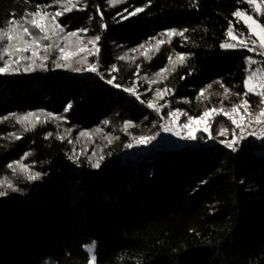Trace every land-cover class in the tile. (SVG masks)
I'll list each match as a JSON object with an SVG mask.
<instances>
[{"label": "trees", "instance_id": "16d2710c", "mask_svg": "<svg viewBox=\"0 0 264 264\" xmlns=\"http://www.w3.org/2000/svg\"><path fill=\"white\" fill-rule=\"evenodd\" d=\"M64 1L0 0V30L33 7ZM78 5L82 10L60 23L69 31L89 27L99 37L96 56L65 67L49 63L0 74V176L22 160L40 176L23 178L0 196V264H88L86 247L92 242L95 264H264V147L245 140L233 151L210 143L222 139L221 128L228 137L240 130L221 113L209 134H195L199 147L165 152L158 143L159 117L145 105L148 97L141 103L124 91L140 67L156 73L175 53L184 62L175 63L160 86L169 91L160 102L165 118L170 111L179 113L180 124L199 118L225 89L233 99L230 106L223 103L226 113L247 101L248 112L240 107L241 114H256L263 97L244 84L249 58L264 69V55L256 48L221 45L230 29L251 41L236 11L262 25L264 16L252 13L246 0H79ZM137 8L143 11L122 19ZM166 31L183 35L155 55H125ZM95 64L97 72H86ZM206 89V101L196 97ZM105 121L112 143L103 149L99 167L73 157L68 141L57 136L61 128L92 132ZM141 137L155 139L124 161L128 145Z\"/></svg>", "mask_w": 264, "mask_h": 264}, {"label": "rangeland", "instance_id": "374dc122", "mask_svg": "<svg viewBox=\"0 0 264 264\" xmlns=\"http://www.w3.org/2000/svg\"><path fill=\"white\" fill-rule=\"evenodd\" d=\"M124 1V0H121ZM74 3H76V7H74L71 11H64L63 5L66 3V1L62 3H58V5H55L54 7H45V8H39V7H33L31 8V11L26 12L22 15L16 16V21H19L20 24L23 25V27H27L29 29V32L31 33V36L25 35L22 31V28H20L19 31L15 30L12 34L14 36V39L12 41V45H20L23 47V43L20 39H16L15 37L19 34L23 36V40L27 41L29 51L27 52H12V55H6L4 53V48L8 47V41L7 39L0 40V60L3 61V64L5 65L6 62H8L10 59L13 61L11 64V67L9 70H18V68H24L28 69L27 71L33 70L36 66H43L53 64L54 67L60 66H68L74 61L86 59L89 60L97 55V40L95 41V44H89L88 41L95 40L96 37H93L90 35V29L89 27H82L77 30H68L67 29V23L64 24L60 23V20L66 15L71 14L72 12H78L82 10V7L78 5L79 0H73ZM246 3L249 5L252 13H255V15L258 17L264 16V0H246ZM257 7H259V11H257ZM37 11H40L41 14L44 16V19L41 20L39 17H37V21L40 23H43L46 25L48 29V35L51 37L48 40L40 39L44 35V33L40 32L39 29L33 27L31 23H28L27 21H31L33 17L31 15H28L30 13H35ZM56 12H63L62 15L55 17L53 19V15ZM139 13V12H138ZM244 13V12H243ZM46 14V15H45ZM137 14V13H136ZM135 14V15H136ZM134 15L128 14L122 17V19L130 18ZM248 16V15H247ZM127 17V18H125ZM252 20L256 21V24L262 25L258 20H256L253 16H250ZM247 28L251 41L247 42V47H241L240 41H245L242 38L237 37L234 32L232 31V36L229 35L228 32V40L224 42L223 44H233L236 45L235 47H227L223 48L226 50L234 49V48H245V49H258V53L260 54L262 51H264V45L260 44V37L264 36V33L260 32L259 28H257L255 25L252 26L251 29L247 26L251 21H246L244 16L237 17ZM55 25H59L60 28L53 33L52 29ZM18 27V26H17ZM6 30V29H5ZM77 33L78 35L76 37H70L69 39H66V37H69L70 33ZM169 32L173 31H166L159 33L154 38H151L150 40L144 41L140 45L127 49L125 52V55L131 59H136L137 57H147L149 55H155L158 50H164L167 49V42L173 38V36L166 35ZM175 32V31H174ZM36 38L39 41L40 47L35 48V45L31 44L32 38ZM235 37V38H233ZM255 42V43H253ZM143 46V47H141ZM35 48V50L38 53V56L41 57L40 59H37L36 57L32 56V49ZM64 49V54L66 56V59H61V53L60 49ZM47 49V50H45ZM10 51H12L10 49ZM23 56L25 59H20V57ZM47 57V59H42L43 57ZM178 55L175 53H170L168 57V66L164 69L159 70L156 73L151 72H145L142 73V69H138L137 74H135L134 79L131 83V85L128 88H133V90L136 92V94L139 96V100L143 101V96H147V101L145 102V105L148 107V101H152L154 103V106L156 108H159L160 115L156 114L153 110V108H149L152 110L158 117H159V123L160 121H164L165 123L171 125L174 127V131L182 136L187 135L190 131L194 132L195 134L198 132H203L206 134H209L210 127L208 131L200 130L204 127V122H193L189 128H182L181 126L183 124L179 123L180 115L176 111H170L169 113L176 112V117H170L168 114V117L165 118L162 114L164 105H160V102L164 101L168 95L169 91L167 92H161V95L163 96V99L156 97V91L164 90L160 86L162 85L163 81H165L169 74L171 73V67L175 65V63H179L177 60ZM171 58V62L169 60ZM19 59V63H16L15 61ZM252 60V59H251ZM255 61V60H252ZM3 65V66H4ZM96 71H88V68L86 69V72L94 73L98 71V67L95 64ZM262 69L261 66L255 61V63H249L248 61V76L250 71H256ZM115 69H112L109 71L108 74L111 76V80H115ZM159 74V75H158ZM247 76V79H248ZM264 77V72H261L259 76H256L253 80L249 81V83L252 85V87L255 89L256 92H264V89H261L259 87L261 78ZM155 81V83H153ZM248 91V90H247ZM203 92V95L201 93ZM254 94L253 92H250ZM137 95H133L137 98ZM197 98H199L202 101H206L209 97L208 90H203L197 93ZM264 99V96H262ZM223 103H228L229 106L233 103V99L228 97L226 92H223L222 94L218 95L217 97H214L210 104L212 105V109H217V112L212 113L211 117L208 118V123L210 124L211 121L214 119L213 117L217 114L226 113L225 109L222 107ZM264 107V104H263ZM262 107V108H263ZM260 109V111L262 110ZM232 109V108H230ZM223 110V111H220ZM246 115L241 114V112L238 109L237 113H232L231 111L228 112V114L232 115L233 118L237 119L238 121L241 120V118L244 119L245 122V128L246 130L249 126V119H254L255 116H257L259 113ZM23 123L28 122L27 119H21ZM188 121V120H187ZM187 123V122H186ZM185 124V123H184ZM108 124L104 123L100 126L99 129L92 131V132H81L75 134L74 132L70 131H64L62 128L61 130L57 131V136L62 140H67L68 144L71 146V152L73 157L78 156H84L87 159H89L93 164H99V161L102 157V151L103 149L112 143L110 141V138L113 135V132L111 129L108 128ZM222 129V128H221ZM221 129L219 131V136H222V139H213L215 141H221V142H227L232 141L234 139L233 137H228L226 131L223 135H221ZM241 130H239L238 133H240ZM237 133V134H238ZM237 134L235 137H237ZM36 175V172L32 169L31 165L27 162H24L23 160L19 163L13 164L11 167H9L4 175L0 176V192H4L7 189L13 188L14 185L21 179L26 178L30 179V176ZM40 176H38L39 178ZM11 185V187H9ZM95 245L94 249L92 251H89V247L91 245ZM95 249H96V243L92 242L86 247V251L89 254V263L93 264L92 257L95 256ZM95 264V261H94Z\"/></svg>", "mask_w": 264, "mask_h": 264}, {"label": "snow or ice", "instance_id": "6c2138e0", "mask_svg": "<svg viewBox=\"0 0 264 264\" xmlns=\"http://www.w3.org/2000/svg\"><path fill=\"white\" fill-rule=\"evenodd\" d=\"M77 2H78V0H77ZM118 2H121V0H109V3L110 4H115V3H118ZM74 7H76V3H74L73 0H66V3L63 5L64 11H71ZM140 11H143V9L137 8V9H135L134 12L131 13V15H135L136 13H138ZM257 11H259V7H257ZM62 14H63V12H56V13H54L53 19H55V17L60 16ZM28 15H31L33 17V19L31 21H27V22L28 23H31L33 25V27L39 29L40 32L44 33V35L42 37H40V39H43V40L50 39L51 37L48 35V29H47L46 25L43 24V23L38 22L37 19H36L37 17H39L41 20L44 19V16L41 14V12L40 11H37L35 13H30ZM234 15L237 16V17L244 16L246 21H251V23H249L247 25L249 27V29H251L252 26L255 25L257 28H259L260 32L264 33V25L256 24V21L252 20V18L250 16H247L246 13H243L241 11H236L234 13ZM125 18H127V17H125ZM17 26L20 27V28H22V31H23V33L25 35L31 36V33L29 32V29L27 27H23V25L20 24L19 21H10L9 22V25L6 28V30H0V40L7 39V41L9 42L8 43V47L4 48V53L6 55H9V56L12 55V52L13 51L20 52V53L29 51V47H28L27 41H24L23 40V36L22 35H19L18 34L15 38L16 39H20L22 41V43H23L24 46L21 47L20 45H16V46H13L12 45V41L14 39V36H13L12 33L16 30V27ZM59 28H60L59 25H55L53 27V29H52L53 33H55V31L57 29H59ZM185 31H187V30H185ZM177 34L183 35V33H176L174 31L173 32H169L166 35L173 36V35H177ZM77 35L78 34L75 33V32L70 33L69 34V37H66V39H69L70 37H76ZM229 35L232 36L231 29L229 30ZM233 38H235V37H233ZM96 40H99V37H96L95 40L88 41V43L94 45ZM253 43H255V42H253ZM31 44L32 45H35V48H39L40 47V44H39L38 39H36L34 37L31 40ZM260 44L261 45H264V36H261L260 37ZM235 46L236 45H233V44H222L221 45L222 48L235 47ZM240 46L241 47H247V42L246 41H240ZM141 47H143V46H141ZM35 48L32 49V56L33 57H36L37 59H40L41 57L38 56V53L35 50ZM10 49L12 51H10ZM45 50H47V49H45ZM253 50L254 49H251V48L249 49V51H253ZM97 51H98V49H97ZM60 53H61V59H66V56L64 54V49L63 48L60 49ZM260 54L261 55H264V51H262ZM20 59H25V57L21 56ZM42 59H47V57L45 56ZM169 60L171 62V58H169ZM177 60L180 63H183L184 62V57L182 55H180V56L177 57ZM15 62L16 63H19V59H17ZM12 63H13V61L10 59L8 62L5 63V65L3 67H0V74L7 73L8 69L11 67V64ZM249 63H255V61H252L251 58H249ZM57 66H60V65H57ZM25 70L27 71L28 69H25ZM77 70H79V69H77ZM88 71H96L95 65H90L88 67ZM261 72H264V69H259V70H256V71H250L249 72L248 79L245 81L244 86L248 90V92H253L256 95L264 96V92H256L255 89L252 87V85L249 83V81L253 80L256 76H259L261 74ZM108 83L112 84L113 81L112 80H109ZM153 83H155V81H153ZM113 86L114 87H118V85H115V84H113ZM259 87L261 89H264V77L261 78ZM124 91L125 92H129L132 95H137L136 92L133 90V88H126V89H124ZM162 91L163 92H167L168 90L167 89H164V90H159L158 89L156 91V97L157 98L163 99V96L161 95V92ZM227 91L228 90L225 89V92H227ZM248 92H245L244 95L246 96L248 94ZM201 95H203V92L201 93ZM137 99H139V96L138 95H137ZM141 103H144V101H141ZM261 103H264V99L261 100ZM71 107H72V105L71 104H68L66 106V108H65V111H67ZM148 107L149 108H154V110L159 111V108H156L154 106V103L152 101H148ZM240 107H244L245 113L248 112L247 101H244L243 102V105L233 106L232 109H231V112L232 113H237L238 112V109ZM220 111H223V110H220ZM215 112H217V109H211V110L205 111L203 113V115L201 117H199V118H193V117L189 116L187 123L183 124L181 127L187 129V128H189V126L193 122H201V121H203L204 122V127L202 129H200V130L208 131V129L210 127V124L208 123V118H210L211 115H212V113H215ZM224 114L227 116V118L229 120H231V123L233 125H235L236 128H238V129L241 130L238 138L235 137V133H234L233 134L234 135V139L232 141L225 142V146L226 147L231 148L233 151H235L236 149H235L234 145L236 143H238L239 140H242V139L245 138L244 137V128H245L246 125H245V122H244V119L243 118H241V120L238 121L237 119L233 118L232 115H230L228 113H224ZM29 115H32V114L30 113ZM169 116L170 117H176L177 116V113L176 112L169 113ZM27 118L28 117H24L23 119L26 120ZM251 122H252L251 119H249L248 123L250 124ZM255 122L257 124L264 123V110H261L260 114L258 116H255ZM105 123H107V121H105ZM125 127H127V125H125ZM163 127H164V131H172V129L169 126H167V125H165ZM225 131H226V129H223L222 128L221 129V135H223ZM176 134L177 133L175 131H173V135H176ZM252 134H255V133H249V135H252ZM181 138L182 139H188V140H194V139H196V135H195L194 132H191L190 131L187 135L182 136ZM209 138L211 139L212 137L210 136ZM257 138L264 139V132H262L259 136H257ZM152 139H155V137H146V138L145 137H141L139 142L140 143H146V142L151 141ZM128 147H132V145L129 144ZM101 159H102V157H101ZM10 167H11V165H10ZM94 167H99V164L98 163L95 164ZM38 176H39V174H36V175L30 176L29 178L30 179H36V178H38ZM9 187H11V185H9ZM2 195H5V193L4 192H0V196H2ZM94 247H95L94 244L91 245L89 247V251H92V249H94ZM92 261H93V264H94L95 256L92 257Z\"/></svg>", "mask_w": 264, "mask_h": 264}, {"label": "built area", "instance_id": "2783aa9c", "mask_svg": "<svg viewBox=\"0 0 264 264\" xmlns=\"http://www.w3.org/2000/svg\"><path fill=\"white\" fill-rule=\"evenodd\" d=\"M262 110H264V107L262 108ZM154 112L160 115L159 111L154 110ZM251 121L252 122L249 124L248 128L244 130L245 138L242 140H239V142L234 145L236 150L240 147V144L245 140H250L255 146L259 148L264 147V139L257 138V136H259L262 132H264V123L257 124L255 122V118L252 119ZM165 125L169 126L172 129V131H164L163 126ZM159 126L161 128L162 134L159 137L158 143L161 145L162 149L165 152L176 151L184 147H199L197 141L195 140L182 139L181 138L182 135L174 136L173 135L174 127L165 123L164 121H160ZM249 133H255V134L249 135ZM239 134L240 133L237 134V138L239 137ZM210 143L225 145L224 141L221 142V141L214 140V141H210ZM150 145L151 143L149 142H146V143L139 142V143L132 145L130 150L127 152V157H134L135 155L141 153L143 150L148 148Z\"/></svg>", "mask_w": 264, "mask_h": 264}, {"label": "water", "instance_id": "95a60500", "mask_svg": "<svg viewBox=\"0 0 264 264\" xmlns=\"http://www.w3.org/2000/svg\"><path fill=\"white\" fill-rule=\"evenodd\" d=\"M182 149V148H181ZM177 151V150H176ZM171 152H173V151H171ZM128 158H131V157H127V154H126V156H125V158H124V161L125 160H127Z\"/></svg>", "mask_w": 264, "mask_h": 264}]
</instances>
